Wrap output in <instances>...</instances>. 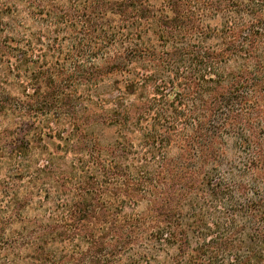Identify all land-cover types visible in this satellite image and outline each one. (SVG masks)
<instances>
[{"label":"trees","instance_id":"trees-1","mask_svg":"<svg viewBox=\"0 0 264 264\" xmlns=\"http://www.w3.org/2000/svg\"><path fill=\"white\" fill-rule=\"evenodd\" d=\"M0 264H264V0H0Z\"/></svg>","mask_w":264,"mask_h":264}]
</instances>
